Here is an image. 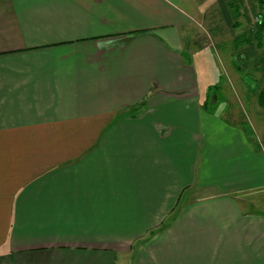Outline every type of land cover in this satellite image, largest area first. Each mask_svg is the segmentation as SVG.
<instances>
[{
	"label": "crops",
	"instance_id": "crops-1",
	"mask_svg": "<svg viewBox=\"0 0 264 264\" xmlns=\"http://www.w3.org/2000/svg\"><path fill=\"white\" fill-rule=\"evenodd\" d=\"M256 4L0 0V264H264Z\"/></svg>",
	"mask_w": 264,
	"mask_h": 264
},
{
	"label": "rangeland",
	"instance_id": "rangeland-1",
	"mask_svg": "<svg viewBox=\"0 0 264 264\" xmlns=\"http://www.w3.org/2000/svg\"><path fill=\"white\" fill-rule=\"evenodd\" d=\"M256 6L260 9V12L256 17V21L258 24V22H260V16H264V9L261 2L260 4H256ZM260 39L264 40L263 33H261V35H257L256 43L260 44ZM238 44V40L232 42L233 47L238 46ZM217 54L222 64H225L227 66L229 62L232 63V61L229 60L227 53L225 52V45H222L221 49H217ZM235 63L236 62H233L232 64L234 65ZM206 78L207 83H209L211 86H213L215 82L210 83L209 81L211 79L217 80L216 76L210 70H208ZM222 86L227 92L230 93V95H233L236 98H240L242 100L241 102L244 111L248 115H250L248 116V118L252 122L257 123V128L260 130V134L262 137L259 136V134H257V137L255 135L252 136L255 142L258 138L260 144L264 147V127H261V125H264V106L259 103V95L264 90V71L259 72L258 70L253 68H244L239 73L238 78L232 75L227 76L225 74L222 79ZM242 88H244V90H242ZM262 95H264V93H262Z\"/></svg>",
	"mask_w": 264,
	"mask_h": 264
},
{
	"label": "trees",
	"instance_id": "trees-1",
	"mask_svg": "<svg viewBox=\"0 0 264 264\" xmlns=\"http://www.w3.org/2000/svg\"><path fill=\"white\" fill-rule=\"evenodd\" d=\"M258 1V4H261L263 5V9H264V0H257ZM264 31V16H260V22H258L257 26H256V32H255V37L257 38V35L260 34ZM259 44V43H257ZM262 93H264V90L260 93L259 95V103L264 106V95H262Z\"/></svg>",
	"mask_w": 264,
	"mask_h": 264
}]
</instances>
